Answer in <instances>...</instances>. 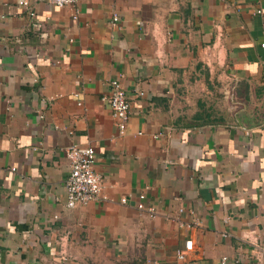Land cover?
Returning a JSON list of instances; mask_svg holds the SVG:
<instances>
[{
	"label": "crops",
	"instance_id": "0c3cea01",
	"mask_svg": "<svg viewBox=\"0 0 264 264\" xmlns=\"http://www.w3.org/2000/svg\"><path fill=\"white\" fill-rule=\"evenodd\" d=\"M18 1L0 0V264H264V0ZM71 143L106 200L65 205Z\"/></svg>",
	"mask_w": 264,
	"mask_h": 264
},
{
	"label": "built area",
	"instance_id": "2783aa9c",
	"mask_svg": "<svg viewBox=\"0 0 264 264\" xmlns=\"http://www.w3.org/2000/svg\"><path fill=\"white\" fill-rule=\"evenodd\" d=\"M48 3L63 7L66 5L75 6L78 0H46ZM18 5L28 6V1L19 0ZM77 12V9L75 10ZM261 10L258 9L257 13ZM33 11H29L30 15H33ZM76 18V14L73 16ZM0 18H5L4 15H0ZM118 20L116 14H113V23ZM102 101L105 102L110 110L111 114L115 119L116 127L119 133H123L130 119V103L127 100L126 91L118 78L111 79L109 81V91L107 94L101 97ZM162 132L156 133L154 136H160ZM66 157L68 159L69 170L65 180L66 188V200L65 205L69 208H73L75 205L85 204L90 201H103L107 199V196L103 194V180L101 175H99L94 170L95 161V150L93 146H79L75 143H71L65 149ZM15 170V168H12ZM145 195L144 193H139L137 195L136 206L139 210L145 211L149 216L153 217L155 215V209L151 206H147L144 203ZM120 201L125 203L127 197H121ZM183 209L179 208V212ZM180 224L184 222L178 221ZM191 225V223H189ZM196 224V222H194ZM70 231L67 230L58 235L57 246L59 247V252L65 255V250L69 243ZM194 247L192 239H186L184 241L183 249H178L176 251V256L178 259L183 260L187 252L191 251ZM260 249V248H259ZM261 252H264L261 249ZM226 257L222 258L224 262Z\"/></svg>",
	"mask_w": 264,
	"mask_h": 264
}]
</instances>
